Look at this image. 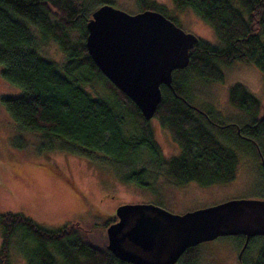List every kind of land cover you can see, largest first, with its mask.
Returning a JSON list of instances; mask_svg holds the SVG:
<instances>
[{
  "label": "trees",
  "instance_id": "16d2710c",
  "mask_svg": "<svg viewBox=\"0 0 264 264\" xmlns=\"http://www.w3.org/2000/svg\"><path fill=\"white\" fill-rule=\"evenodd\" d=\"M174 2L180 11L193 10L223 43L221 47L196 43L189 65L173 72L172 88L161 86L162 101L154 118L177 144L178 155L167 158L162 154L150 121L101 73L86 49V24L92 12L103 4L112 5L113 0H0L1 75L21 91L14 97L2 96L1 103L17 128L39 134L48 150L107 159L120 181L146 189L161 176L172 178L178 185L208 187L232 182L238 171V156L216 132L229 142H249L264 158V117H258L261 105L244 85L230 88L229 103L253 118L227 125L192 106L181 86L190 70L205 81L222 82L220 64L236 60L255 65L264 75V0ZM137 3L141 11L166 12L164 6L150 0ZM169 19L177 25L175 18ZM31 28L39 29L45 40L58 43L65 54L63 64L42 56L41 41ZM76 30L78 37L73 36ZM96 84L105 85V97L87 90ZM116 220V215L109 217L106 229ZM0 224V264H11L10 246L15 234L30 247L26 264H58L57 256L64 264H129L117 259L107 249V242H93L78 225L49 230L19 213L2 214ZM239 239L241 247L243 240ZM198 248L188 249L179 261L189 262L198 255ZM253 264H264V247Z\"/></svg>",
  "mask_w": 264,
  "mask_h": 264
},
{
  "label": "rangeland",
  "instance_id": "374dc122",
  "mask_svg": "<svg viewBox=\"0 0 264 264\" xmlns=\"http://www.w3.org/2000/svg\"><path fill=\"white\" fill-rule=\"evenodd\" d=\"M150 1L164 6V15L175 18L177 26L194 34L199 41L214 47L223 45L210 25L193 10H178L174 0ZM112 5L130 14L141 12L137 0H113ZM31 29L41 41L42 56L63 64L65 54L58 43L51 38L45 40L39 29ZM73 36L78 37L79 31H73ZM220 68L224 80L219 83L205 81L192 70L186 72L181 82L186 100L200 112L210 114L221 125L250 122L252 115L229 103L230 88L242 84L259 100L261 109L258 117H264L263 73L255 65L239 60L220 64ZM86 88L100 98L108 94L103 84ZM20 93L2 77L0 67V216L19 213L49 230L78 225L93 242L105 245V225L121 205L155 204L171 213L183 214L232 199L264 201V158L249 142H229L216 132L220 141L238 156L236 178L228 184L208 187L197 183L178 185L172 178L161 176L152 188H141L120 181L107 159L99 156L93 160L68 150H48L39 134L20 131L1 103L2 96L14 97ZM150 126L162 154L167 158L178 155L177 144L158 120L151 119ZM261 144L264 155V136ZM20 237V234H15L12 238L11 264H26L28 261L25 255L30 253V247L22 243ZM1 240L0 224V247ZM240 245L241 240L237 237H219L200 244L198 255L190 258L189 262L178 261L176 264H239ZM262 247L264 237H254L245 252L246 264L255 262ZM57 261L64 264L59 256Z\"/></svg>",
  "mask_w": 264,
  "mask_h": 264
},
{
  "label": "water",
  "instance_id": "95a60500",
  "mask_svg": "<svg viewBox=\"0 0 264 264\" xmlns=\"http://www.w3.org/2000/svg\"><path fill=\"white\" fill-rule=\"evenodd\" d=\"M86 49L101 73L138 108L154 118L161 86L172 88L173 72L185 69L198 37L164 14H130L103 4L86 24ZM107 227V249L129 264H176L190 248L219 237H264V201L232 199L171 213L155 204H125Z\"/></svg>",
  "mask_w": 264,
  "mask_h": 264
},
{
  "label": "flooded vegetation",
  "instance_id": "af4514ba",
  "mask_svg": "<svg viewBox=\"0 0 264 264\" xmlns=\"http://www.w3.org/2000/svg\"><path fill=\"white\" fill-rule=\"evenodd\" d=\"M234 237H239V238H241V239L243 240V244H242V246H241V248H240V250H239V252H238V256H239L238 263H239V264H244V252H245V249H246L247 247H246L244 250H243V247H244L245 242H246V237L243 236V235L234 236ZM256 237H257V236H256ZM260 237H262V236H260ZM250 239H251V238H250ZM250 239H249V241H250ZM248 244H249V242H248ZM248 244H247V246H248Z\"/></svg>",
  "mask_w": 264,
  "mask_h": 264
}]
</instances>
